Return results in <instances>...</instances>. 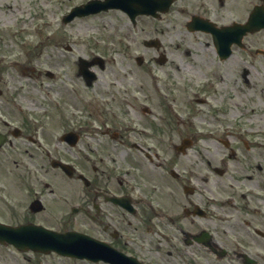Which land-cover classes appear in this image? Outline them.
I'll return each mask as SVG.
<instances>
[{"label":"flooded vegetation","instance_id":"flooded-vegetation-1","mask_svg":"<svg viewBox=\"0 0 264 264\" xmlns=\"http://www.w3.org/2000/svg\"><path fill=\"white\" fill-rule=\"evenodd\" d=\"M92 1L108 0H50L68 9ZM160 1L158 19H140L158 26L163 49L184 28L201 38L197 50L215 58L191 80L204 112L179 106L183 88L171 74L139 91L128 83L119 90L116 76L83 81L91 100L72 124L78 139L59 147L49 125L30 115L13 126L2 109L8 143L0 145V264H264V28L244 29L254 12L264 25V0ZM94 17L112 33L135 28L122 10ZM242 31L223 59L219 48ZM248 63L256 67L251 109L241 89L238 102L232 98L230 78ZM251 73L243 71L244 84ZM159 83L177 107H163ZM137 94L148 107H137ZM24 226L79 233L80 256L60 236L34 250L8 244L3 227Z\"/></svg>","mask_w":264,"mask_h":264},{"label":"rangeland","instance_id":"rangeland-1","mask_svg":"<svg viewBox=\"0 0 264 264\" xmlns=\"http://www.w3.org/2000/svg\"><path fill=\"white\" fill-rule=\"evenodd\" d=\"M41 2L43 3L31 4L24 0H0V105L2 101H6V105L3 106V114L16 115V110L9 104V102L13 103V98L23 102L24 106L69 109L82 107L81 99L69 96L72 92H65V86V90L62 92L63 97L62 95L52 94L50 96L47 94L48 88L52 84L50 85L49 79L44 76L37 80V74L33 75L30 71L32 68L44 72L46 69H50L48 64L59 68L64 66V63H78L81 57L92 59L93 56L97 55L103 57L106 63L132 64L136 63L135 60L138 55L145 56L139 43L147 36L135 37L136 44L129 49L124 43H119V39L116 41L118 45L96 44L91 42L93 37L90 35V32L96 30L87 25L96 21H81L76 22L75 26L64 27L61 23L60 14L56 17L52 16L53 5L44 1ZM61 7L64 8L62 5ZM147 26L144 22L143 28H147ZM79 29L84 30V32L78 31ZM69 46L73 50L71 52L65 51ZM140 48L141 50L138 51ZM148 55L152 59L154 52H149ZM204 55L205 58H208L207 52H204ZM182 57V51L173 54L175 61L182 59ZM131 69L136 70L135 64L131 65ZM25 70L29 71L24 73ZM170 70L174 72V68ZM136 74L144 75L145 73L137 69ZM64 76L66 78L63 77V80L67 85L70 83L67 79L70 76L69 79H72L78 88L80 87L81 82L73 70ZM150 80L153 81L154 79ZM71 84L73 85V83ZM238 85H242L241 82H238ZM250 88L251 85L244 87L247 91L245 93H248L251 100L252 91ZM237 89H239L238 86H236ZM79 95V93L76 94V96ZM69 97L74 99H69ZM55 113L57 114V112ZM69 114L70 111L67 109L64 111V116H60L62 125ZM55 118L57 119L58 116L55 115ZM59 126L56 127V132L61 134L62 130Z\"/></svg>","mask_w":264,"mask_h":264}]
</instances>
